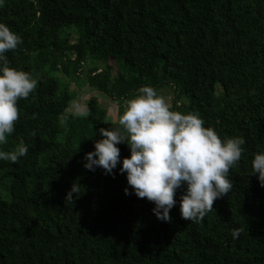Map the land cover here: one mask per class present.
<instances>
[{
    "label": "trees",
    "instance_id": "obj_1",
    "mask_svg": "<svg viewBox=\"0 0 264 264\" xmlns=\"http://www.w3.org/2000/svg\"><path fill=\"white\" fill-rule=\"evenodd\" d=\"M0 22L23 39L6 52L11 66L38 81L3 145L23 141L29 151L0 160V180L10 178L0 264H264V186L252 174L264 151V0H4ZM73 82L115 99L119 115L141 86L161 94L170 85L174 109L198 113L222 137H245L228 174L233 190L200 222L184 219L179 202L160 220L154 202L125 193L127 142L115 175L84 166L98 130L119 120H107L95 96L87 115L69 112ZM74 182L81 194L66 202Z\"/></svg>",
    "mask_w": 264,
    "mask_h": 264
},
{
    "label": "clouds",
    "instance_id": "obj_2",
    "mask_svg": "<svg viewBox=\"0 0 264 264\" xmlns=\"http://www.w3.org/2000/svg\"><path fill=\"white\" fill-rule=\"evenodd\" d=\"M3 3L0 0V5ZM22 42L20 34L0 22V160L11 162H18L29 151L23 141L11 150H4L3 145L9 142L20 118L18 101L27 99L38 83L30 72L11 66L6 55ZM98 131L102 139L85 154L84 166L93 171L102 167L105 174L115 175L121 164L119 144L127 142L131 155L123 157L119 167L131 186L125 187V193L134 190L138 197L154 202L153 212L162 221L173 219L171 209L178 202L184 219L202 221L217 198L233 190L234 181L228 174L241 160L246 143L243 136L222 137L214 127L205 126L196 112L174 109L147 84L127 99L119 127H101ZM252 174H258L264 186V151L255 154ZM185 186L178 201L177 191ZM80 194V184L74 182L65 201H74ZM242 231V227L234 228L233 237L238 239Z\"/></svg>",
    "mask_w": 264,
    "mask_h": 264
},
{
    "label": "rangeland",
    "instance_id": "obj_3",
    "mask_svg": "<svg viewBox=\"0 0 264 264\" xmlns=\"http://www.w3.org/2000/svg\"><path fill=\"white\" fill-rule=\"evenodd\" d=\"M65 33L66 31L63 30L62 36H64ZM71 38L73 41L76 40L77 34L74 32ZM89 61L92 60L90 59ZM89 61L86 65L87 68L89 67ZM95 62L101 64L100 61H95ZM113 73L117 74L116 68L114 69ZM55 74L60 77L61 82L67 83L68 78L64 76L62 72H56ZM76 84L73 82L72 85H70V90H76L77 96L70 103L69 112L77 113L79 111L84 113L82 115H87L89 111L87 106L88 101L91 97L95 96L99 99V103L108 110L107 120L111 122H117L119 120V103L115 99L105 95L104 93L100 92L97 89L95 90L90 89L88 85L81 86ZM161 94L167 99L169 104L172 105L173 97L175 95L174 92H172V88L170 87V85L163 88ZM184 100L187 101L185 97ZM9 184H10V178L8 177H4L0 180V196L4 198L10 197Z\"/></svg>",
    "mask_w": 264,
    "mask_h": 264
}]
</instances>
